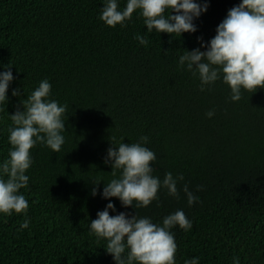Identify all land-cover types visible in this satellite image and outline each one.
Returning a JSON list of instances; mask_svg holds the SVG:
<instances>
[{
  "label": "trees",
  "instance_id": "16d2710c",
  "mask_svg": "<svg viewBox=\"0 0 264 264\" xmlns=\"http://www.w3.org/2000/svg\"><path fill=\"white\" fill-rule=\"evenodd\" d=\"M239 3L211 0L196 20L198 31L172 39L148 33L135 14L126 28L106 25L99 18L103 0H0V71L10 63L17 77L8 112L22 108V99L47 78L69 117L60 152L45 144L32 149L29 185L21 190L30 203L29 228L18 230L22 213L0 214V264H115L107 242L89 232L108 203L91 194V182L113 178L104 163L112 136L132 143L142 135L158 157L154 174L183 176L179 198L162 187L159 202L137 209L159 223L183 209L194 222L191 231L173 229L178 264L192 257L233 264V256L241 264H264V88L232 101L222 80L201 91L198 76L179 66V56L199 47L200 36L210 41ZM137 33L146 35L147 46ZM11 124L10 114L0 120V161L8 155ZM185 185L199 197L193 205ZM111 199L119 211L136 213Z\"/></svg>",
  "mask_w": 264,
  "mask_h": 264
},
{
  "label": "clouds",
  "instance_id": "9594fccd",
  "mask_svg": "<svg viewBox=\"0 0 264 264\" xmlns=\"http://www.w3.org/2000/svg\"><path fill=\"white\" fill-rule=\"evenodd\" d=\"M210 6L211 0H127L124 6L121 0H103L99 18L113 28L118 25L126 28L134 22L135 14L143 17L148 33H168L176 39L183 38L185 33H196L199 27L196 20ZM136 39L142 45L149 44L146 35L137 33ZM198 40L199 47L186 49L179 56V66L198 76L201 91L211 90L222 80L230 87V99L238 102L245 90L255 93L264 88V0H241L228 10L210 41L203 36ZM14 66L8 63L3 65L5 70L0 71V120L6 114H10L12 120L8 126V155L0 161V214L22 213L25 219L18 229L22 230L31 224L30 203L21 190L29 185L28 172L34 164L32 149L45 144L60 152L66 143L69 117L68 105L53 98V85L47 78L22 99V108L9 113V89L17 79ZM12 95L22 97L21 89L13 88ZM214 115V109L207 112L208 117ZM124 140L117 141L112 136L105 156L104 163L111 165L113 178L107 182L101 179L91 182L94 185L91 194L101 195L108 203L98 211L97 218L91 219L89 232L95 235L97 242H107L104 248L113 256L115 264H178V244L173 229L179 226L188 232L194 222L183 209L164 216L162 223L140 216L137 209L148 207L153 201L159 202L162 187L169 195L179 198L178 181L183 176H174L169 171L161 180L154 174L158 157L147 146L148 136L142 135L132 143ZM184 192L189 205L199 200L188 185L184 186ZM113 197L119 198L125 208H134L136 213L119 211ZM184 264H200V257L186 259ZM233 264H241L239 256H233Z\"/></svg>",
  "mask_w": 264,
  "mask_h": 264
}]
</instances>
